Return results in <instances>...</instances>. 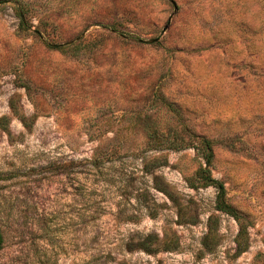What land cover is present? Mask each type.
Listing matches in <instances>:
<instances>
[{"label":"rangeland","instance_id":"rangeland-1","mask_svg":"<svg viewBox=\"0 0 264 264\" xmlns=\"http://www.w3.org/2000/svg\"><path fill=\"white\" fill-rule=\"evenodd\" d=\"M0 230V264H264V0H0Z\"/></svg>","mask_w":264,"mask_h":264},{"label":"trees","instance_id":"trees-1","mask_svg":"<svg viewBox=\"0 0 264 264\" xmlns=\"http://www.w3.org/2000/svg\"><path fill=\"white\" fill-rule=\"evenodd\" d=\"M24 13L22 11L18 12V18L20 20V26L26 28V22L28 20L24 18ZM56 49H63V45H55L53 46ZM201 148L199 149L200 158L203 162V165L199 167V169L195 172V178L197 181H200V184H195V182H190L189 187L193 189H197L199 187H213L216 190L215 195V209L219 212L225 213L231 216L238 223V233L236 236L237 241V253L241 254L245 251V247L242 246V242L244 241V234L246 231V226L241 222V215L237 212V210L230 205L226 196V190L224 184L214 179L211 176L209 166L212 161V151H211V143L207 139H202L200 142ZM153 149H160V146H153ZM3 238L0 230V249L2 247ZM145 251H149L148 248H144Z\"/></svg>","mask_w":264,"mask_h":264}]
</instances>
